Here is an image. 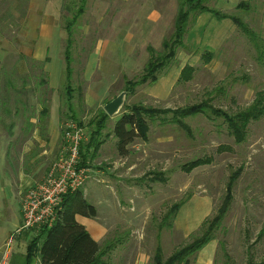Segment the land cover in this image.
<instances>
[{"label": "rangeland", "instance_id": "obj_1", "mask_svg": "<svg viewBox=\"0 0 264 264\" xmlns=\"http://www.w3.org/2000/svg\"><path fill=\"white\" fill-rule=\"evenodd\" d=\"M183 1L87 0L84 4L83 0H0V102L8 99L9 106H14L17 100H24L35 105L28 110L20 106V115L12 116L18 124L9 140L5 139L7 130L0 126V213L6 208L15 211V206L20 215L17 198L12 197L10 205L3 203L6 179L13 178L9 184L16 190L17 176L28 169L27 157L42 153L45 146L49 148L44 154L48 161L42 162L50 170L65 146L68 121L84 128L83 143L89 141L106 112L105 105L125 91L126 79L143 74L151 58L149 48L159 55L165 40L174 41L182 4L189 16L175 58L156 82L126 91L117 114L106 112L108 117L97 136L104 143L86 162L88 177L82 188L107 229L102 243L120 240L103 259L111 264H154L159 246L167 258L187 245L202 232L205 221L217 214L229 178L239 169L232 206L216 238L193 264H247L251 256L264 259V117L252 121L247 139L237 143L223 116L212 111L236 113L251 105L258 91L264 94V0ZM242 1L248 4L245 8L239 7ZM197 4L240 19L247 30L231 18L195 12ZM34 16L44 21L34 24ZM73 19L71 79L67 80V25ZM40 35L56 36L58 42L51 46L57 52H50L53 63L33 57L35 50L42 56L47 53L44 45L34 40ZM187 65L195 71L184 81L181 74ZM69 84L72 103L67 100ZM54 100L62 120L56 141L49 135L48 116L36 109L38 106L41 111L47 104L50 111ZM204 103L208 104L206 110L198 114L181 117L177 113ZM134 105L151 108L155 114L145 116L147 140L137 138L128 146V155L122 156L114 127L128 111L127 106ZM14 112L13 108L12 115ZM34 113L37 121L29 123V115ZM45 137L50 141L41 146ZM7 144L11 167L4 172L2 151ZM198 159L212 161L187 170V165ZM27 188L21 189L22 199ZM177 203L182 206L175 219L165 221ZM6 226L0 220V227L11 232L12 226ZM18 229L7 234L8 243L25 232L31 237L37 233Z\"/></svg>", "mask_w": 264, "mask_h": 264}, {"label": "trees", "instance_id": "obj_2", "mask_svg": "<svg viewBox=\"0 0 264 264\" xmlns=\"http://www.w3.org/2000/svg\"><path fill=\"white\" fill-rule=\"evenodd\" d=\"M86 1L87 0H83L84 4ZM195 1L197 0H184L183 3L192 4ZM247 5L248 4L245 1H242L239 4V7L245 8ZM183 7L184 5L182 6L181 4V8H179L178 15L176 17L175 30L173 33L175 36L174 41L171 42L170 39L165 40L163 42L164 51L159 55H155L154 48H149L151 58L146 64L143 74L136 79H126L124 88L125 91L133 92L138 86L145 85L148 82H156L161 71L175 58L177 52L176 48L183 44V38L186 32V23L189 16L188 10ZM82 11L83 9H81V12ZM204 11L212 12L217 18H231L238 24V26L247 30L244 22L232 15H222L199 4L195 6V12ZM75 20L76 19L69 21L67 25V48L65 50V58L67 61V80L71 79L70 45L73 39V26ZM207 55L210 58L212 53H207ZM22 57L24 58V56ZM194 71L195 69L193 67L187 65L182 71L181 80H190ZM67 94V100L72 103L74 97L71 84H69L67 88ZM0 103H2L0 106V126L5 127L10 136L15 133L14 130L17 125V120H12V116L17 117V115H20L21 107L26 110L29 109V106L35 107L34 104H28L27 101L24 100H17L14 106H9L10 103L8 102V99H3ZM207 106V103H204V105L187 106L179 109L180 111H177V113H181V117L194 115L202 112L203 109L206 110L205 108ZM12 107L15 109L14 115H12ZM127 108L128 111L121 116L114 127V134L118 139V150L122 156L128 155V146L137 138L147 140L149 126L145 116H154L155 114L151 108H147L143 105H134L132 107L127 106ZM212 111L223 116L231 135L234 136L237 143H241L247 139L251 122L259 121L264 117V94L262 91H258L254 102L236 113H229L222 109H212ZM48 113L49 110L46 104L42 107L40 115L47 116ZM31 116H33V114L29 115V122ZM107 117V113L104 112L102 119L96 124L97 128L94 129V133L91 134L89 141L87 143H82L81 166L85 167L91 152L97 151L104 143L103 140L99 141L97 136L99 135L100 129L103 128L104 119ZM10 119L11 121L8 123L7 120ZM177 121L181 126L188 128V126L181 121V119H177L176 122ZM211 161L212 160L210 159H198L192 162L191 165H187V170H191L201 164L211 163ZM240 174L241 169L231 174L223 202L218 208L217 214L212 219L205 221L202 232L195 236L194 239L187 245L176 249L167 258L164 256L163 250L159 246L153 257L154 264H193V262L197 259L199 252L216 238V231L221 227L232 206L234 200V185ZM181 206V203H177L172 206L169 213L165 217V221L169 218L174 220L177 211ZM78 215L90 218H96L98 216L97 207L87 199L83 188H79L65 195L62 203V209L51 227L35 229L37 233L30 240L27 247L26 264H31L36 257L40 258V264H111L103 258L117 247L120 240H107L105 243H100L94 239L87 227L78 221ZM222 246L225 251V243H222ZM247 264H264V259L258 260L251 256L248 259Z\"/></svg>", "mask_w": 264, "mask_h": 264}, {"label": "crops", "instance_id": "obj_3", "mask_svg": "<svg viewBox=\"0 0 264 264\" xmlns=\"http://www.w3.org/2000/svg\"><path fill=\"white\" fill-rule=\"evenodd\" d=\"M55 1L56 0H54V3H55ZM32 6H33V3H32ZM35 9L36 8H32V11L33 12L37 11ZM54 12H55V9H54ZM37 19H39V18H37L36 16H34V18H31V20L34 22V24H37L41 20L44 21V19H39V20H37ZM54 39L56 40V42L53 41ZM34 40H36L37 45H40V44L44 45L42 47L47 49V53L44 56H42L41 54H37L38 51L35 50L36 52H34L33 57H35L37 60L38 59H40V60H46L47 59L53 63V59L51 58L50 52H51V49H52V53L57 52V49H55L54 47L51 46V45H54V43L58 42L56 39V36H53V35L41 36L40 35V36H36L34 38ZM66 41H67V39H66ZM48 50H49V52H48ZM50 63L49 62L46 63L47 67H51ZM53 104H55V105L57 104L56 100L53 101ZM53 104H52L53 108L49 111V113L47 115L48 117L47 116L46 117H47V119H49L48 126H49V135L51 137V140L56 141L59 137L60 124H61L62 120H61V117L59 116L58 105H56L57 106L56 107V106H53ZM36 109L40 113L38 106ZM35 121H37V115L33 114V116H31L29 123H32ZM18 128H19V126H18ZM16 130L17 129L15 127V130H14L15 133H16ZM35 130H37V128ZM35 133H36V131H35ZM10 137L11 136L7 132L5 139L6 138L8 139ZM36 138H37V136H34V139H36ZM48 140L50 141V139H47L45 137L42 140L44 142L41 146L47 145ZM31 141H33V139ZM6 146L7 147L4 148V151H2V154L4 156V166H3V169H5L4 172L7 171V168L9 169L11 167L10 166L11 158L9 156L10 155V153H9L10 147L8 146V144ZM42 151L43 152L38 154L37 156L32 155L31 157H27V160H29L28 169L27 170L24 169V171H22V173H19L20 175L17 176V178H16L17 179L16 190L14 189L12 191V188H11L12 184H11V186L9 184V181L11 183L14 182L13 178H7L6 179L7 180L6 185L4 184L5 189H4V194L2 195L3 196V203L10 205L11 202H9V201L13 197L15 200H16V198L18 199L19 207H20L19 208L20 215L16 211L15 206H14L15 211H13L12 209L6 208V210H4L0 213V220L5 223V226L7 224L9 226H12V231H15L16 229H18L23 223V215H22V210H21V202H22V198H21L22 197V195H21L22 191H21V189L24 187L29 188L30 186H32L36 182L41 181L49 171V169H48L49 167H47V165L44 166L43 162H42V159L45 161H48V159L44 156V154H48L49 148L47 146H45V148L42 149ZM77 219L79 222H81L82 224H84L87 227V229L89 230V232L91 233V235L94 237L95 240L99 241L100 243L103 242L105 235L107 233V229L98 220V217H96V220H97L96 221L94 219L92 220L90 217L78 215ZM2 225H3V223H2ZM11 232L9 230H4L3 228L0 227V252L2 253V260H0V263H3L4 261H6L5 264H26V262H27V259H26L27 247H28L30 240L33 237H31V235L28 234V232H25V233L19 235L17 238H14L11 243L10 242L8 243V241H6V240L9 239V235H7V234H10ZM11 234H13V233H11ZM11 234H10V236H11ZM7 245H10V246L8 247ZM31 264H40V258L39 257L34 258V260L31 262Z\"/></svg>", "mask_w": 264, "mask_h": 264}, {"label": "built area", "instance_id": "obj_4", "mask_svg": "<svg viewBox=\"0 0 264 264\" xmlns=\"http://www.w3.org/2000/svg\"><path fill=\"white\" fill-rule=\"evenodd\" d=\"M86 130L74 120L66 124V141L59 159L41 180L27 188L22 199L23 224L20 230L51 227L62 209L65 195L82 188L88 177V169L81 166V145Z\"/></svg>", "mask_w": 264, "mask_h": 264}, {"label": "water", "instance_id": "obj_5", "mask_svg": "<svg viewBox=\"0 0 264 264\" xmlns=\"http://www.w3.org/2000/svg\"><path fill=\"white\" fill-rule=\"evenodd\" d=\"M127 92L126 91H122L117 97H115L112 101L108 102L105 105V111L113 116L115 114H117L120 110V108L123 106L124 104V100H125V96H126Z\"/></svg>", "mask_w": 264, "mask_h": 264}]
</instances>
